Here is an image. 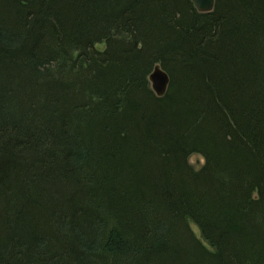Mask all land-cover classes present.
Here are the masks:
<instances>
[{"label":"trees","instance_id":"1","mask_svg":"<svg viewBox=\"0 0 264 264\" xmlns=\"http://www.w3.org/2000/svg\"><path fill=\"white\" fill-rule=\"evenodd\" d=\"M0 264H264V0H0Z\"/></svg>","mask_w":264,"mask_h":264},{"label":"rangeland","instance_id":"2","mask_svg":"<svg viewBox=\"0 0 264 264\" xmlns=\"http://www.w3.org/2000/svg\"><path fill=\"white\" fill-rule=\"evenodd\" d=\"M214 4H215V0H214ZM220 4V0H218V5ZM213 7H214V5H213ZM196 8V7H195ZM213 9V8H212ZM211 9V10H212ZM196 10L197 11H199L197 8H196ZM199 12H204V11H199ZM95 47H96V49H98V50H104L105 48H106V43L104 42V41H101V42H99V43H96L95 44ZM158 64V63H157ZM156 65V64H155ZM154 65V66H155ZM159 65V64H158ZM154 66H153V68H154ZM160 66V65H159ZM161 67V66H160ZM153 68L151 69V71L153 70ZM162 68V67H161ZM163 69V68H162ZM151 71L148 73V75H147V85H148V87H149V89H151V91L152 92H154V94L157 96V97H162L165 93H166V91H167V89H168V86H169V83H168V85H167V88H166V90H165V92L163 93V94H160V95H158L157 93H156V90L154 89V87H153V85H152V81L150 80V78H149V74L151 73ZM168 74V73H167ZM169 76V75H168ZM169 81H170V78H169ZM92 98L94 99V103H93V107L92 108H94L93 109V111L94 112H97L98 111V109L100 108H102V106L99 104V102H100V100L98 99V97H95V96H92ZM99 109V110H100ZM94 114H96V113H94ZM188 161H189V163L195 168V169H199L203 164H204V157L201 155V154H199V153H191L190 155H189V157H188ZM106 219V223H107V221H108V226L110 227V226H116V220H115V218L114 217H112V216H108V217H106L105 218ZM190 226H191V228H192V230L194 231V233L196 234V236L198 237V238H201L200 237V232H199V229H198V227L194 224V223H192V222H190ZM111 227V228H112ZM116 250H114L113 251V253L114 254H116L117 255V251H118V249L117 248H115ZM127 260V259H126Z\"/></svg>","mask_w":264,"mask_h":264},{"label":"water","instance_id":"3","mask_svg":"<svg viewBox=\"0 0 264 264\" xmlns=\"http://www.w3.org/2000/svg\"><path fill=\"white\" fill-rule=\"evenodd\" d=\"M194 6L199 11H210L213 8L214 0H192ZM152 85L158 95L163 94L169 83L167 72L156 64L149 74Z\"/></svg>","mask_w":264,"mask_h":264}]
</instances>
